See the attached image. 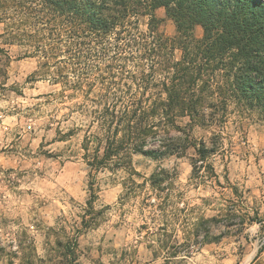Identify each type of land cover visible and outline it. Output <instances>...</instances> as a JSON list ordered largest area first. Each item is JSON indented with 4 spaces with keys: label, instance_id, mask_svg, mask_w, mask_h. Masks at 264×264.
<instances>
[{
    "label": "clouds",
    "instance_id": "1",
    "mask_svg": "<svg viewBox=\"0 0 264 264\" xmlns=\"http://www.w3.org/2000/svg\"><path fill=\"white\" fill-rule=\"evenodd\" d=\"M41 8L40 0H0V39L43 33L48 16ZM68 46L77 52L65 35L62 47ZM102 50L103 45L93 48ZM108 56L86 65L65 60L58 65L65 73L58 83L52 71L25 100L0 105H17V116L27 115L21 135L30 142L26 165L8 176L0 173L6 187L0 199V264H69L57 241L75 243L79 254L72 264H238L241 241L228 239L230 222H246L241 237L249 227L264 231V115L221 96L229 80L218 72L212 85L215 98L199 105L206 127L189 128L192 121L185 115L175 120L184 129L178 131L169 123L171 114L161 109L144 125L152 131L128 136L122 130L113 136L106 110L126 117L139 91L125 94L122 83L109 84L111 77L101 82V74L108 75ZM85 68L86 73L81 71ZM192 98L183 99L190 103ZM160 99L167 97L152 95L140 112L148 113L152 100ZM221 102L225 111L219 110ZM12 139L7 135L3 146ZM109 139L123 143V150L103 165L91 166L89 161L104 159ZM44 151L56 159L46 160ZM151 152L160 155L145 154ZM68 159L75 161L74 174L70 180L57 179L58 162ZM253 264H264V253Z\"/></svg>",
    "mask_w": 264,
    "mask_h": 264
},
{
    "label": "trees",
    "instance_id": "2",
    "mask_svg": "<svg viewBox=\"0 0 264 264\" xmlns=\"http://www.w3.org/2000/svg\"><path fill=\"white\" fill-rule=\"evenodd\" d=\"M40 3L48 16L43 33H23L21 37L1 39V44L19 46L20 57L36 58V69L28 79L47 78L55 71L57 83L65 75L58 65H63L65 60L86 65L94 57L103 59L111 52L108 56L111 63L104 66L108 75L101 74V82L111 77L109 84L122 83L125 94L133 88L139 91L135 107L126 117L106 110L113 136H119L122 130L128 136L152 131L144 125L161 109L171 114L169 123L178 131L181 128L175 120L185 115L192 121L189 128L195 124L207 125L199 105L215 98L212 85L218 72L229 80L221 96L233 97L240 106L264 115V0H40ZM159 7H164L175 24L176 34L172 38L155 31L159 20L154 10ZM144 16L148 17L147 30L142 31L137 22ZM49 24L52 27H47ZM196 25L203 28L200 38L193 35ZM65 35L77 46L76 53H71V46L62 47ZM109 37L112 39L108 40ZM100 45L104 50L93 51ZM175 48L181 51L179 59L173 57ZM0 51H4L1 45ZM129 64L139 71H132L127 67ZM81 71L86 73V68ZM157 76L164 79L157 82L154 80ZM150 89L158 91L150 92ZM188 94L193 98L185 103L183 98ZM152 95L167 100H152L151 110L141 113L140 109ZM209 107L216 105L210 103ZM219 110L225 111L223 102ZM123 147V143L109 139L104 159L89 164L103 165ZM200 152L202 158L208 155L203 148ZM89 189L94 200V186L90 184ZM88 203L90 213L92 201ZM81 224L89 226L84 219ZM57 245L62 246L65 255L74 257V242L68 246L57 241Z\"/></svg>",
    "mask_w": 264,
    "mask_h": 264
},
{
    "label": "rangeland",
    "instance_id": "3",
    "mask_svg": "<svg viewBox=\"0 0 264 264\" xmlns=\"http://www.w3.org/2000/svg\"><path fill=\"white\" fill-rule=\"evenodd\" d=\"M154 15L159 20L155 31L161 33L163 36L172 38L176 34L175 24L171 18L167 16L164 7L156 8L154 10ZM147 22L148 17H139L137 22L138 28L142 31L147 30ZM193 35L196 38L202 37L203 28L200 25H196L193 28ZM0 45L4 47V51H0V105L12 99L23 101L27 98V94L34 91L36 85L42 83L46 78L36 77L34 80L28 79L30 74L36 69V58L20 57L22 49L19 46L3 45L1 44V39ZM180 56V49L175 48L173 50V57L179 59ZM241 107L245 111L249 110L243 106ZM18 112L19 108L17 105H12L10 108L0 107V173H4L5 176L16 171L18 167H24L27 160L30 158V154L25 151V149L30 146V142L25 143V141L28 140V137L21 135L24 131V128L21 125L24 120L28 119V117L26 114L23 116H17ZM13 117H16V119H13ZM223 120L224 117L221 118L222 122ZM206 126L207 125H203L201 127ZM6 128L12 129V131L6 134ZM180 131H184V129H181ZM28 132L31 133L32 128L29 127ZM7 135H11L13 139L8 141V147H4L3 145L7 139ZM21 144H23V147H20ZM45 147L43 140H41L39 148L44 149ZM41 155L46 160L56 159L52 154L47 153L46 151L42 152ZM18 156H24L25 159L23 161L18 160ZM58 166L62 174L58 173L57 179L62 181L70 180L76 168L75 161L71 159L60 161L58 162ZM208 170L212 171L211 166H209ZM17 175L21 176L22 173H17ZM154 179V186H158V180L156 178H153V180ZM5 191V185L0 182V199L3 198ZM245 223L246 222L244 221L230 222L228 239L235 237L237 240L241 241L240 246L236 249V254L239 257L238 264H253L257 255L264 253V231L256 227H249L247 229V234L241 237L240 234ZM141 227L145 226L142 225ZM193 239L196 241L195 237ZM57 247L62 248L60 245H57ZM75 247L76 245H74L73 249H75ZM3 251V249H0V255L3 254ZM61 254L65 255L64 251ZM78 254L79 253L74 250V257L72 255H66L69 258V264L76 261ZM85 258H89L87 254H85ZM26 264H32V261L28 260Z\"/></svg>",
    "mask_w": 264,
    "mask_h": 264
}]
</instances>
